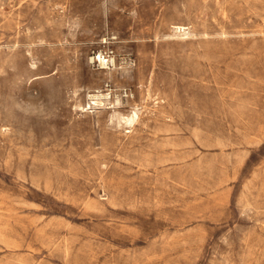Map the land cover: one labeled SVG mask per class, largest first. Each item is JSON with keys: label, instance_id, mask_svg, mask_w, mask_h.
<instances>
[{"label": "rangeland", "instance_id": "1", "mask_svg": "<svg viewBox=\"0 0 264 264\" xmlns=\"http://www.w3.org/2000/svg\"><path fill=\"white\" fill-rule=\"evenodd\" d=\"M0 264H264V0H0Z\"/></svg>", "mask_w": 264, "mask_h": 264}, {"label": "built area", "instance_id": "2", "mask_svg": "<svg viewBox=\"0 0 264 264\" xmlns=\"http://www.w3.org/2000/svg\"><path fill=\"white\" fill-rule=\"evenodd\" d=\"M103 59H104V63L107 64V65L113 63V59L112 58H105L104 57Z\"/></svg>", "mask_w": 264, "mask_h": 264}, {"label": "bare ground", "instance_id": "3", "mask_svg": "<svg viewBox=\"0 0 264 264\" xmlns=\"http://www.w3.org/2000/svg\"><path fill=\"white\" fill-rule=\"evenodd\" d=\"M100 55H101V54H100ZM101 56H102V55H101ZM102 58H103V57H102ZM103 63H104V60H103ZM103 65H104V64H103ZM105 67H107V66H105ZM91 96H92V95H91ZM91 96H90V97H91ZM101 96H104V95H101ZM95 97L98 98L97 96H95Z\"/></svg>", "mask_w": 264, "mask_h": 264}]
</instances>
